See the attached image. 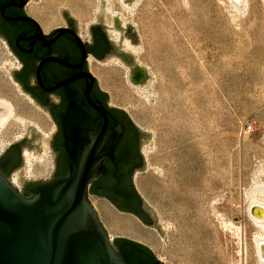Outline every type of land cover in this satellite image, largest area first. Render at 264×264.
<instances>
[{"label": "rangeland", "instance_id": "rangeland-1", "mask_svg": "<svg viewBox=\"0 0 264 264\" xmlns=\"http://www.w3.org/2000/svg\"><path fill=\"white\" fill-rule=\"evenodd\" d=\"M33 1L31 9L46 6L53 16L68 10L84 31L103 14L109 36L117 43L122 36L147 74L135 84L121 61L99 66L112 102L151 133L134 182L164 236L88 193L112 245L137 242L163 264H260L262 230L249 209L264 202V0H241L243 9L230 0ZM19 69L0 37V157L30 127L44 139L55 132L48 112L10 74ZM41 147L23 150L25 180L52 177L51 147ZM20 174L10 182L22 192Z\"/></svg>", "mask_w": 264, "mask_h": 264}, {"label": "flooded vegetation", "instance_id": "flooded-vegetation-1", "mask_svg": "<svg viewBox=\"0 0 264 264\" xmlns=\"http://www.w3.org/2000/svg\"><path fill=\"white\" fill-rule=\"evenodd\" d=\"M33 3L0 0V37L20 64L17 82L47 110L54 124L50 181L69 174L65 122L71 110L72 124L80 129L78 138L92 146L105 139L109 149L102 161L106 172L90 183L86 194L145 223L148 214L134 182L143 167L141 132L125 108L112 102L110 89L100 81L99 66L119 60L130 68L131 79L137 83L143 79L142 71L135 69L129 53L115 44L104 26L91 25L84 31L67 12L53 16L46 6L31 9ZM27 148L28 142L24 141L5 152L0 160L4 176L9 178L20 168ZM41 184L44 183L29 184L21 195L32 198V191Z\"/></svg>", "mask_w": 264, "mask_h": 264}, {"label": "water", "instance_id": "water-1", "mask_svg": "<svg viewBox=\"0 0 264 264\" xmlns=\"http://www.w3.org/2000/svg\"><path fill=\"white\" fill-rule=\"evenodd\" d=\"M64 12L69 14L68 10H62V13ZM31 22L39 30L37 23L33 20ZM96 24L105 27L103 14L99 15ZM122 39L121 36L118 43L114 41L119 48H122ZM129 55L135 69L142 71L141 82L145 81L146 71L137 66L132 54ZM18 72L10 70L16 82ZM36 104L39 105L37 102ZM65 129V145L70 168L67 177L53 181H50L51 178L46 181L25 180L23 176L25 162L22 157L19 168L21 174L18 177L22 192H19L10 182V177L7 178L0 172V264H163L158 258L129 244L122 245L118 250L115 242L121 238H115L113 241L115 245H112L86 194L90 183L106 172L102 161L109 151L107 142L104 139L103 142L92 146L88 141L78 138L80 129L78 125L72 124L71 110L66 118ZM140 132L142 146L148 143L151 133L141 130ZM27 133L11 147L27 141V149L39 154L43 148L41 141H46L50 145L54 136L44 139L34 127L28 128ZM76 136L78 139H74ZM111 138L109 137L110 140ZM110 140L109 145L112 141ZM145 167L143 156V167L140 171H144ZM33 183L44 184L32 191V198L23 197L21 193L25 187ZM143 204L149 220V223H143L157 228L163 237L164 232L157 224L159 218L156 213L144 201Z\"/></svg>", "mask_w": 264, "mask_h": 264}, {"label": "bare ground", "instance_id": "bare-ground-1", "mask_svg": "<svg viewBox=\"0 0 264 264\" xmlns=\"http://www.w3.org/2000/svg\"><path fill=\"white\" fill-rule=\"evenodd\" d=\"M230 1L233 2V4L235 5L237 9H240L242 7V6L240 7V4L242 3L241 0H230ZM26 159L29 165H32V159L29 156H27ZM262 192L264 194V187L262 188ZM99 207L102 210H105V209L107 210V208L101 203H99ZM249 212H250V217L253 219L255 224H257L262 230V235L256 238L255 243H256V248H257L258 255H259L260 264H264V202L254 201L250 205Z\"/></svg>", "mask_w": 264, "mask_h": 264}, {"label": "trees", "instance_id": "trees-1", "mask_svg": "<svg viewBox=\"0 0 264 264\" xmlns=\"http://www.w3.org/2000/svg\"><path fill=\"white\" fill-rule=\"evenodd\" d=\"M0 171L2 172V166H0ZM5 176H7V175H5ZM137 195L140 198V200L142 201V198H141L140 194L138 193ZM148 221L149 220H147L145 223H149ZM115 243L118 245L117 246L118 250L121 248L122 245L129 244V245H132V246L136 247L140 251H143V252L149 254L150 256L156 258L155 255L153 254V252L149 248H147L146 246H144L142 244H139L137 242L121 238V239H117Z\"/></svg>", "mask_w": 264, "mask_h": 264}]
</instances>
